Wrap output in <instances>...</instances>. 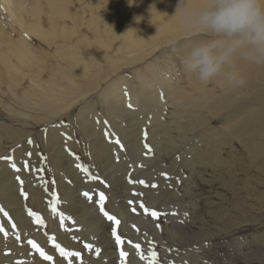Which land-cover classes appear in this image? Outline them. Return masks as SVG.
<instances>
[{
    "label": "bare ground",
    "instance_id": "obj_1",
    "mask_svg": "<svg viewBox=\"0 0 264 264\" xmlns=\"http://www.w3.org/2000/svg\"><path fill=\"white\" fill-rule=\"evenodd\" d=\"M207 4L208 0H133L131 5L129 0H0V109L25 122H34L29 130H21L0 114V157L25 142L35 127L51 126L64 114L66 119L82 104L77 114L82 121L77 119L75 123L83 137L76 138L72 120L43 130L30 151L37 160L34 166L41 169L44 147L47 169L55 172L62 190L59 207L69 219L62 229L57 217L53 235L66 250L81 251L84 264H119L110 223L98 213V206L90 205L81 195L84 189H94L96 181L88 180L76 167L77 163L88 161L86 155L92 159L90 170L97 172V180L121 195L114 193L108 200L122 222L118 228L121 236L139 240L147 248L149 241L154 242L156 249L162 250H156L158 256L164 254L171 263L178 253L177 264H201L198 257L203 252L197 250L207 238L203 232V208L197 213V194L203 179L200 175L199 181L195 180L197 166L206 165L214 177L230 175L234 182L221 184L226 193L219 195L221 203L213 204L209 215L228 232L256 226L252 241L243 244L247 249L241 248L244 260L237 264H254L256 260L264 264V65L244 62L237 53L233 61L246 83L236 88L222 78L203 84L184 69V54L196 44L214 38L204 29L186 25L184 14L197 12ZM162 35H170L171 39L154 43L144 56L142 48L151 47L145 42ZM172 43L178 45L172 55L166 56L167 69L155 67L156 71L164 70L162 75L153 72L152 65L141 67L160 49L167 53ZM174 68L186 72L188 83H176L170 78ZM124 70H131V75L104 84L117 71L121 74ZM172 85L168 100L162 101L161 93ZM123 86L128 88L127 99L120 92ZM99 89L98 98L93 99ZM182 106L189 107L186 113L191 115L184 118L189 121L185 126L174 118ZM145 130L147 139L154 137L148 144L152 151L161 152L156 163L144 155ZM117 139L122 149L115 143ZM212 142L221 146L213 155L209 154ZM161 144L164 148L158 149ZM69 148L88 154L74 156ZM23 151L13 155L21 167L20 173L11 170L7 162L0 164V207L9 214L4 217L0 213V225L9 231L6 240L0 235V264H16L17 260L48 264L31 251L27 239L35 240L52 255L54 264H68L51 249L42 230L33 238L27 234L36 225L27 215L29 208L15 179L19 175L23 187L27 185ZM247 160L251 164H246ZM181 161L184 165H180ZM129 174L157 187L129 184ZM229 191L232 199L228 198ZM99 192L107 194L100 188L97 193L91 192L94 199ZM133 192L143 196H133ZM141 199L152 200L153 204L157 200L153 210L169 215H162L157 221L150 216L143 221L142 217L136 219L128 201ZM173 211L178 214L171 215ZM196 213V224L201 230L198 236L187 229ZM9 220L21 233V247L10 230ZM128 222L139 227V231H134ZM156 223H160L162 231L155 227ZM84 243L101 248V256L83 249ZM136 256L130 257L128 264H145ZM73 264H80V260L74 259Z\"/></svg>",
    "mask_w": 264,
    "mask_h": 264
},
{
    "label": "rangeland",
    "instance_id": "obj_2",
    "mask_svg": "<svg viewBox=\"0 0 264 264\" xmlns=\"http://www.w3.org/2000/svg\"><path fill=\"white\" fill-rule=\"evenodd\" d=\"M111 6L115 7L113 5H111ZM168 39H171L170 35H162L159 38L155 39L154 41L145 42V43H148L149 45H151V47L148 48L147 46H144L142 48V51H143L142 54L145 56V54L150 52L153 49L154 43L166 41ZM185 41H182V42H185ZM177 45L178 44L172 43L171 46L169 47V50L167 53H162L160 51L162 49H160L159 52L152 55L150 57V59H148L145 62L143 61L141 63V67L152 65L154 67L153 72H158L162 75L164 70L160 69V70L156 71L155 67L167 69L165 67L166 56L172 55L173 50L175 49V47H177ZM162 48L165 49V46ZM132 50H134V49H130V51H132ZM172 70H173V74H172V76H170V78H172L176 83L179 82V80H181V84L182 83H188V82H186V78H185L187 76L186 72H184L182 70H178V68H174ZM175 71H176V73H175ZM119 73L120 72L117 71L107 81H105L104 84H109V83L114 82L116 80L123 79L124 76L131 75V70H127V71L124 70L121 74H119ZM154 86H156V84ZM173 87H174V85L170 86V88L167 90H163V92H162L163 99L168 100L169 93L173 89ZM99 91H100V89L97 90V92L93 95V99L98 98ZM120 92L124 98L127 99L129 97V95H127V96L125 95L126 92L128 94V88L127 87L123 86L122 90ZM160 99H161V95H160ZM81 108H82V104L78 105L73 111L69 112V115L66 116V119L64 118L65 117V114H64V116H62L61 118L56 120L51 126H55V125L56 126H64V125L68 124V122H71L72 120L74 122H71V123L74 124L76 122V120L79 119L77 114L80 112ZM188 108L189 107L182 106V107H180V113H176L174 115V118L176 120H179L180 122H182L184 124V125L179 124L181 126H185L186 124H189V121L184 120V118L191 116V115L186 113ZM0 114L3 115L4 117L9 118L10 124L12 126L18 128V129H21V130H29L30 125L34 124V122H30V121L25 122L20 117H13L5 109H0ZM80 121H82V120H80ZM165 124L166 125H172L173 123H165ZM25 125H29V126L27 127ZM78 125L79 124L75 123L74 132H75L76 138H81V137H83V133L81 132V130L79 132V126ZM51 126H47V125L43 124V125L35 127V130L32 133V135L25 142L20 143L16 147L10 148L8 150V152L3 155V156H12L13 157V155L18 150L23 149L24 150L23 154L26 156V161L29 164L28 170L23 171L25 173L24 177L27 181V185L23 187L24 192L27 193V196H28L26 203H27V206L29 209H31L32 211H35L36 213H38L39 215L42 216V218L44 219L45 224H46V227H37L36 226V228L34 229L33 232H31V233L28 232L27 234L30 238L38 236L37 233L38 232L41 233V230L44 233V234L41 233L42 236H45V237L51 236V235H53V232H55L56 227L58 225L57 217H53V215L50 212V206H49V202L51 201L53 194L54 193L57 194L60 198V194L62 191V190H59L58 182L56 180V174L53 170L47 169L48 157H47V154L45 153L44 147H42V151L40 154L42 156V160H40L41 161V169H39L37 166H34V163L37 160H34L33 154L30 151V149L33 148L32 144L34 142V139L38 138L39 133H41L43 130H48L49 127H51ZM148 132H150V131H148ZM72 138H73V135H71V139ZM29 139H31V141H32L31 144L28 143ZM153 139H154V137L151 140H153ZM151 140H149V138H148L146 140L147 144H149V142H151ZM212 145H213L212 149L209 153L211 155L217 153L221 149V146L216 142H212ZM163 148H164L163 144L158 146V149H163ZM69 150L68 151L74 156H78V154L80 156L88 154L87 151H85L84 153H80V152L71 151L70 148H69ZM28 153H31V155L29 156ZM160 154H161V152H159V150H157V151H152V153L150 155H145V154L144 155L147 157L148 160H150L153 163H156V161L158 160L157 156ZM199 154H200V156L203 155V153H198V156H199ZM3 156H1V157H3ZM86 158L88 161L84 164L81 162V164L84 167L89 169L90 175L96 176L97 172L90 170V168L93 167L92 166V159H89V157L87 155H86ZM197 160L199 163V159H197ZM1 162H3V161H0V164H1ZM232 164H233V162L231 161L229 163V165L232 166ZM238 164L236 165V167H238ZM246 164H248V165L251 164V161L247 160ZM180 165H184V162L181 161ZM186 172L188 173V171H186ZM212 173H213V171L204 164H200L197 166V173H196L197 177L195 180L199 181V176L203 175V179L200 183V189H199L198 194H197V201L196 202L199 204V206L197 207V213L199 212V210L201 208H203V212H204V216H205L204 221H203V223L205 224V229L203 232L205 233V235L207 237L204 241H202L204 243V245L199 250H197V251L203 252V256H199L198 260H199V263H201V264H237V263H241V262H243L244 256H245V253L241 252V248L245 249L246 246H243V244L247 243L249 241H252L253 235L256 234L257 227L254 225H251L246 230H232L231 232H228V231L223 230L222 226L220 224H218L212 217H210L209 210H210L211 206L213 204H220L221 199H220L219 195L226 193L225 189L221 186V184L234 182L233 180L230 179V177H231L230 175H223L221 177L218 175L217 177H214V176H212ZM40 177H43V180H41ZM131 179L134 181L136 180V178H131ZM241 179H242V177H241ZM45 182H47V184H46L47 190H45ZM105 184L107 185V183H105V182L101 183L99 180H96L94 182V189H84V191H87L89 193H91V192L97 193L100 188L105 189L106 193H107L106 194V197H107L106 210L110 214L115 215L117 218H119L113 212L111 207L109 206L108 200L110 201L112 199V197L114 196L113 195L114 193L117 195H120V193L116 192L111 187L109 188V185H107V187H105ZM228 190H230V188H228ZM232 197H233L232 191H229L228 198L232 199ZM121 199L122 198L117 199V200L120 202ZM141 200L145 203L146 207H148L150 210H153V205L158 203L157 200H156L155 204H153L152 200H148V199H146V200L141 199ZM141 200H135V201L138 204ZM92 204L93 203L90 202V205H92ZM58 210H60L59 206H58ZM130 211H131V208H130ZM138 212L141 213L140 216H138L139 214H134L132 211H131V214L133 213L135 215L136 219H140L142 217L143 218V219L141 218L142 221L146 220L145 215L142 214V210L139 211V209H138ZM197 213H196V216L194 218V221L187 223V229H188L189 233L192 235H196V236L200 235V232H201L199 225L196 224L198 222V219H196V218L199 217L197 215ZM234 213H236V212L234 211ZM263 215H264V212H263ZM262 219L264 221V218H262ZM262 219H258L259 222H261ZM129 224L130 223L128 222V225ZM141 224H143V223H141ZM130 226L132 227V229L134 228L133 229L134 231L138 232L137 229L139 227L133 226L131 224H130ZM45 233H47V235ZM118 234L121 236V234L119 232H118ZM124 237H126V238H123L121 236L122 239H126V240H124L125 241L124 250L127 251L128 254L130 255V256L128 255L127 260H129L130 257L134 258V256L137 255L136 252H134L135 249L131 248L130 245H129L130 250H128V243L127 242H129V241L132 242V240H133L132 243H140L142 246V249L145 250L144 251L145 254H147L148 248L146 247V245L141 243L139 240L137 241L134 239H129L128 236H126V235ZM127 238L129 241L127 240ZM113 241H114V238H113ZM57 242H58V240H57ZM114 245L116 248L117 246H116L115 242H114ZM252 245H253L252 247L254 249L255 246H254V244H252ZM19 247H21L20 244H19ZM51 249H53L52 246H51ZM118 249L119 248L117 247L116 252H118V255H119L120 249L119 250ZM156 250H158L159 253H161V251H162L160 248H157ZM176 254L178 255V253H175V255H173V257H172V263L169 261V259L164 254L160 255L159 260L161 263L164 260L165 263H162V264H177L178 262L175 261V259H180V258ZM137 257L138 256H136L135 258L138 260L139 257L138 258ZM193 258H195V257H193ZM138 261H141V260L139 259ZM143 263H145V262H143ZM127 264H128V261H127ZM254 264H260V262L258 260H256Z\"/></svg>",
    "mask_w": 264,
    "mask_h": 264
},
{
    "label": "clouds",
    "instance_id": "obj_3",
    "mask_svg": "<svg viewBox=\"0 0 264 264\" xmlns=\"http://www.w3.org/2000/svg\"><path fill=\"white\" fill-rule=\"evenodd\" d=\"M184 22L214 37L182 57L184 69L201 83L222 78L230 87L244 86L245 78L233 61L237 53L244 62L264 65V0H208L201 10L185 13Z\"/></svg>",
    "mask_w": 264,
    "mask_h": 264
},
{
    "label": "snow or ice",
    "instance_id": "obj_4",
    "mask_svg": "<svg viewBox=\"0 0 264 264\" xmlns=\"http://www.w3.org/2000/svg\"><path fill=\"white\" fill-rule=\"evenodd\" d=\"M125 95L126 96L128 95L127 92L125 93ZM161 100L163 101V94L162 93H161ZM128 107L130 109L132 108L131 103L128 104ZM104 123L107 124V121H105ZM105 135H108L107 131L105 132ZM143 138L145 141L147 140V131L146 130L143 133ZM28 143H30V144L32 143L31 139L28 140ZM115 143L120 145L119 139H117L115 141ZM120 147L122 149L123 145H120ZM143 147L147 150L145 155H150L152 153L151 147L146 142L143 144ZM28 155L30 156L31 153H28ZM0 161L9 163L11 170H13L14 172H16V173L21 172V167L17 166V164L14 162L12 156L0 157ZM76 167L78 169H80V171L83 172L87 176L88 180L91 181V180H97L98 179V177L90 175L89 169L84 167L82 164L77 163ZM141 167H142V165H141ZM28 168H29L28 162L24 161L23 170L27 171ZM165 178L169 179L167 176ZM15 179L19 182V184L21 186L20 195L25 200H27V198H28L27 193H25L23 191L24 181L20 178L19 175H16ZM40 179L43 180V177H40ZM100 182L104 183V181H100ZM128 183L129 184H139V185L143 186L144 188H148V187L156 188L157 187L156 184H151V185L147 184L143 179L134 181L131 179L130 174H129ZM46 184H47V182H45V190H47ZM105 187H107L106 184H105ZM81 195L84 198H86L87 201L92 202L94 205L98 206V213L103 217L104 220H106L107 222L110 223V225H111V236L114 238L116 246L120 249V251H119V264H127L128 252L124 250L125 241L118 234V228L121 224V221L115 215L110 214L106 210L107 197H106L105 193L99 192L98 194H96L98 196L97 199H94V195L87 192V191L81 193ZM132 195L133 196H143V193L133 192ZM59 204H60V198L57 194L54 193L51 201L49 202L50 212L53 215V217L59 218V226L63 229L65 227V222L69 219V217L66 216L62 211L58 210ZM128 204L131 206V211L134 214H141L140 212H138V209L142 210L143 215L150 216L152 218V220H154V221L159 220V218L162 215H164V216L169 215V213H161L158 210H150L148 207H146L145 203L142 200L138 203V205H137V202L134 200H129ZM0 213H2L4 217H8V215H9L2 207H0ZM170 214L171 215H177L178 213L176 211H173ZM27 215L32 218V222H34V224L37 227H46L45 221L42 218V216L39 215L38 213H36L35 211L28 209ZM184 216L187 217L188 213L187 212L184 213ZM9 223L11 225L10 230L15 237V241L18 244L22 245V236H21V233L17 230V225L15 223H11L10 220H9ZM73 223H74V221H73ZM155 227L158 230L162 231L160 223H156ZM137 231H139V230L137 229ZM45 234L47 235V233H45ZM0 235H2L5 240L9 238V231L6 230L5 227L2 225H0ZM47 239H48L49 244L55 250V252H57L61 258L66 260L68 262V264H73L74 259L80 260V264H84L83 260L80 259L81 258V251L66 250L65 247L61 246V244L59 242H57V239L54 235L47 236ZM26 244L28 247H30L32 252L39 255L40 259L43 262H48V264H54L53 256L49 255L45 251V249L43 247H41L35 240L27 239ZM128 244L132 248L135 249L137 256L139 257V259L141 261L145 262V264H161V262L159 260L158 252L156 251V245L154 242H152V241L148 242L149 247H148L147 254H145L140 243H132L129 241ZM83 249H86L89 253H92L94 251L95 256L98 258L101 256V248H99V247L94 248L92 243H84ZM16 264H25V261L17 260ZM185 264H187V262H185Z\"/></svg>",
    "mask_w": 264,
    "mask_h": 264
}]
</instances>
